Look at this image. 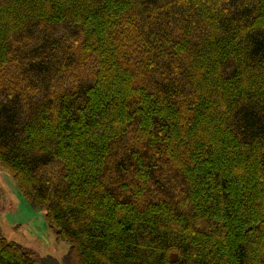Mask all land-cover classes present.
<instances>
[{
	"label": "trees",
	"instance_id": "obj_1",
	"mask_svg": "<svg viewBox=\"0 0 264 264\" xmlns=\"http://www.w3.org/2000/svg\"><path fill=\"white\" fill-rule=\"evenodd\" d=\"M0 168L61 264H264V0H0Z\"/></svg>",
	"mask_w": 264,
	"mask_h": 264
},
{
	"label": "rangeland",
	"instance_id": "obj_2",
	"mask_svg": "<svg viewBox=\"0 0 264 264\" xmlns=\"http://www.w3.org/2000/svg\"><path fill=\"white\" fill-rule=\"evenodd\" d=\"M0 231L6 241L21 246L36 259L52 258L59 264L68 253L45 220V210L29 204L12 177L0 168Z\"/></svg>",
	"mask_w": 264,
	"mask_h": 264
}]
</instances>
